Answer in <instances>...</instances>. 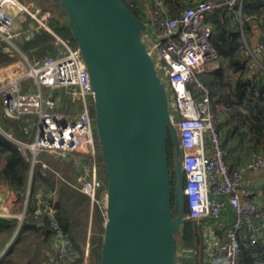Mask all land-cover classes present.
<instances>
[{"label": "built area", "instance_id": "obj_1", "mask_svg": "<svg viewBox=\"0 0 264 264\" xmlns=\"http://www.w3.org/2000/svg\"><path fill=\"white\" fill-rule=\"evenodd\" d=\"M243 2L196 0L176 17H161L166 9L158 2L159 9L151 12L153 20L145 21L148 30L144 38L166 86L171 119L183 151L185 219L195 222L203 231L202 264H241L245 245H264V205L257 201L260 191L244 175L245 170H264V153L255 152L241 167L228 162L221 130L212 111L211 94L200 77L219 64V54L211 43L212 32L206 24L207 16ZM28 15L38 27L53 32L49 26L51 12L35 10L30 3L21 0H0V40L14 44L20 36L15 26ZM56 37L61 44L56 55L35 63L28 62L24 55L29 72L0 87L4 116L38 117L35 138L31 142L8 136L34 163L43 152L65 158L80 156L85 167L79 177L81 190L90 197L92 206L99 204L106 210L107 193L102 192L104 177L90 74L78 46L69 39ZM263 52V43L251 51L255 58L257 53ZM28 79L37 92H23L21 84ZM43 88H66L80 104L64 109L58 98L46 95ZM53 200L56 199L53 197ZM227 207L234 219L226 230V239H222L214 227L202 226V221L221 216ZM54 213L52 205L49 207L50 224L57 243L48 264H56L59 258L73 252L72 242ZM88 246L84 251L86 260L90 257ZM3 253L0 251V257ZM184 253L185 256L178 253L179 258L194 255ZM178 264L182 263L178 260Z\"/></svg>", "mask_w": 264, "mask_h": 264}, {"label": "water", "instance_id": "obj_2", "mask_svg": "<svg viewBox=\"0 0 264 264\" xmlns=\"http://www.w3.org/2000/svg\"><path fill=\"white\" fill-rule=\"evenodd\" d=\"M60 3L94 90L107 187L99 264H178L177 233L186 222L183 151L166 86L144 38L147 23L125 0ZM10 221L0 218L2 224Z\"/></svg>", "mask_w": 264, "mask_h": 264}, {"label": "trees", "instance_id": "obj_3", "mask_svg": "<svg viewBox=\"0 0 264 264\" xmlns=\"http://www.w3.org/2000/svg\"><path fill=\"white\" fill-rule=\"evenodd\" d=\"M44 1L55 8L53 17L49 19V26L56 32L54 33L76 44L68 24L65 8L61 5L60 0ZM125 1L137 16L147 22L153 20L151 12L158 8V2L166 9L164 14H160L161 17H176L182 13L185 7L196 2V0ZM46 7L48 5L43 8ZM27 20L37 26L33 38L29 37L21 44L17 40L14 43L25 53L27 52L30 59H35V53H32V50H37L39 56H43L42 52L46 57L56 55V49L59 46L56 37L45 28L38 27V24L29 15L25 21ZM252 23H257L264 30V0H244L241 5L234 8L227 7L207 16L206 24L210 26L212 32L211 43L219 54V64L216 68L200 74V77L210 91L212 111L219 124L222 137L225 135L227 141L233 140L230 149L234 151L232 144L236 143L234 142V138H236V141L248 144L247 150L264 153V58L260 62L251 53L254 48L251 46L247 30L251 28ZM0 50L1 58L16 51L11 44L5 41L0 42ZM40 59L42 58L40 57ZM61 93L66 102L68 93L65 91ZM0 98L3 105L1 95ZM30 120L31 117H6L3 115V111H0V124L21 141L31 142L35 138V125H31ZM224 146L226 147V145ZM25 154L19 150L13 140L0 131V176L18 193L25 191L30 180L31 165ZM169 154L173 186L175 187V152L171 137L169 139ZM41 156L46 157L45 161H50L53 170L65 171L68 175L67 180L61 181L50 169L41 170V165H37L36 173L32 179L28 214L12 242L9 245L5 244L6 249L0 258V264H18L16 259L20 260L21 264H35L33 262L37 251L35 244L39 243L37 241L39 239L42 241L40 243L45 244L48 250L44 251L45 255L42 252L44 257L41 256L36 264H48V257L52 254L47 256V252L53 244L56 248V239L49 215V207L52 205L55 209L54 216L73 246V252L59 258L56 264H84L86 258L83 247L87 238H90L91 245L89 259L93 264L95 262L99 264L106 210L99 204L92 206L90 197L81 190L82 182L78 180V176L81 171V174L85 172V167L80 168L78 175L76 174L78 188L75 189L70 186L72 182L69 180L73 172V163L66 162L64 164L54 154L50 153L49 155L47 152H43ZM99 159L102 161L101 171L104 175L102 192H106V175L101 151ZM235 159L231 152L227 151V160L232 166H237V159ZM55 187H57L58 198L54 201L51 195ZM39 194L41 200L44 201L41 206H39ZM36 207H40V212L35 211ZM8 227L5 226V228ZM199 228L200 226L195 222L186 220L177 233L178 251L194 254L188 259L186 257L179 258L182 264H198L195 261L199 256V245L201 246L200 254L202 251ZM5 231H10L9 236L11 235L10 227ZM89 232H91L90 236ZM8 238V235L5 236L0 243H5ZM262 248V244L245 245L241 255V264H264Z\"/></svg>", "mask_w": 264, "mask_h": 264}, {"label": "crops", "instance_id": "obj_4", "mask_svg": "<svg viewBox=\"0 0 264 264\" xmlns=\"http://www.w3.org/2000/svg\"><path fill=\"white\" fill-rule=\"evenodd\" d=\"M26 1H27L26 3H30L33 6V8H35V10H39V9L43 10V9L48 8V7L43 8L39 4L38 1L37 2L34 0H26ZM22 2H24V1H22ZM150 8H152V7L150 6ZM46 10L49 11L48 9H46ZM26 17L27 16H23L15 26L16 30L20 32V36L16 39L20 44L24 40H28L29 37L33 38V35H34L36 28H37V26L34 23H31L28 20L25 21ZM53 32H55V31L53 30ZM53 32H51V33L56 37V35H58V34L55 35L56 32L55 33H53ZM247 35H248V38L251 42V46L254 49L260 43L264 42L263 41L264 30L261 27H259L257 23H252L251 28L249 30H247ZM61 38H63V37H61ZM56 39H57V37H56ZM1 41H3V40H0V42ZM57 41H58V39H57ZM9 44H11V43H9ZM58 44H59V46L56 49V54L59 52V50L61 48V44L59 43V41H58ZM11 45L16 51L6 54L4 58L0 57V71L5 72V75L0 77V80L4 77H7L10 72H16V71L21 70V68H23V66H24L23 64H24V60H25L24 55L26 56L27 61L31 62V63H35V60L40 59V57H41L38 55L37 50H32L31 52L35 53V59H30L28 56V53L27 52L25 53V51H23L16 43L11 44ZM42 54L44 55L43 52H42ZM263 54H264V52L262 53V55ZM43 58H45V57H43ZM257 59L260 62L263 60V59L260 60L258 56H257ZM32 60H34V61H32ZM28 62H27V64H28ZM3 69H6V70H3ZM8 69H10V70H8ZM256 69H258V68L256 67ZM1 83H2V81H0V84ZM21 88H22L23 92H29V91L30 92H37L38 91V89L35 88V86L33 85V82L31 80H30V82H28V80L23 81L21 84ZM62 89H65V90H62ZM62 91H65L68 93V100L66 102H65V99H63V97L61 96ZM43 93H45L46 95H52V97L58 98V100L60 102V106L64 109H71L73 107H78L80 104V102H78V100L72 99V95L69 93L68 90H66V88H58V89H52V90L44 89ZM0 111H3V105L1 102V98H0ZM3 115H4V113H3ZM24 117H27V116H24ZM37 120H38L37 116H31V120H30L31 125H36ZM0 131H1V133H3L5 136H7L9 138L8 134H11V133H9V131H7L1 124H0ZM35 132H36V127H35ZM222 138L224 141V145H226V147H225L226 150L231 152L234 159L235 158L237 159L236 162L238 164L236 163V165H237L236 167L244 166V163L255 152V151L247 150L246 147L248 146V144L236 141V138H234V142H236V143L232 144L234 146V151H233V149H230V145L233 142V140L227 141L226 140L227 138L225 137V135H223ZM47 153H49V152H47ZM25 155L28 157L27 160L30 162L31 170H30V177H29L30 180H29L28 186L23 193H18L17 191H15L9 185V183L5 179L1 178V176H0V218L4 217L8 220H11L9 223H4V224L0 223V231L5 232V230H7L9 227L11 229V235L8 238V240L5 243L0 245V250H2V251H4L6 249L5 244L9 245L12 242L13 238L15 237V235L17 234V232L19 231V229L21 228L22 224L24 223V221L26 219V216H27L28 211H29V197H30V193H31L32 179H33L34 174L36 173L37 165L38 164L41 165V170L50 169L55 174L56 178L60 179L61 181H66L67 176H68L65 171H64L65 172L64 173V172H62V171L60 172L56 169L53 170L50 161H48V162L45 161V160H47L46 157L40 156L39 160L34 163L29 154H25ZM49 155H50V153H49ZM54 156H56L57 159L61 160V162H63L64 164H66V162L67 163H73V165H72L73 172H72L69 180L72 182L71 183L72 185H70V186L77 189L78 184L76 183V181H77L76 174L78 175L80 168L81 169L84 168L82 158L80 156H76V158H65V157L58 156V155H54ZM49 159H51V158L49 157ZM44 164H46L47 166L45 167ZM81 173H82V171L79 173L78 180H79ZM244 175H245V179L251 185H253L254 187H256L260 191V194L257 198V201L259 203H264V170H257V171L245 170ZM39 197H40L39 206H41L44 204V201L41 200L40 194H39ZM51 197H54L55 199L58 198L57 187L54 188ZM35 211L40 212V207H36ZM21 218H23V222H21ZM14 219H16L17 221H14ZM233 219H234L233 213L230 210V208L227 207L225 210L222 211L221 216L215 217V218H206L204 221H202V223H203L202 226L204 225V226L214 227V230L218 233V235L222 239H226V230L231 225L230 223ZM224 221H226V222L224 223ZM225 224H227V225H225ZM5 226H9V227L5 228ZM89 235H90V232H89ZM53 243H54V241H53ZM55 249L56 248L53 244V246H51L49 248V251L47 252V256L52 254L55 251ZM262 249L264 250V245H263ZM46 250H48V248ZM46 250H44V251H46ZM44 251H43V254H44ZM44 255H42V257H44ZM33 262L35 263L34 260H33ZM40 262H41V260H40Z\"/></svg>", "mask_w": 264, "mask_h": 264}, {"label": "rangeland", "instance_id": "obj_5", "mask_svg": "<svg viewBox=\"0 0 264 264\" xmlns=\"http://www.w3.org/2000/svg\"><path fill=\"white\" fill-rule=\"evenodd\" d=\"M22 1H24L25 3L27 2L26 0H22ZM34 1H38L39 2V4L42 6V7H44L45 5H48V10H49V12H51V14H52V17H53V14L55 13L54 11H55V8L53 7V6H50L49 5V3L48 2H46V1H44V0H34ZM51 17V18H52ZM43 57H46V55H43V56H41V58H43ZM24 66H23V68H21V70H19V71H16V72H10L9 73V75L7 76V77H4V78H2L0 81H2V83L0 84V87H1V85H4V84H7L8 82H10L11 80H17L20 76H22V75H24V74H27L28 72H29V69H28V64H27V61H25L24 60V64H23ZM3 70H6V69H3ZM8 70H10V69H8ZM47 89H49V90H52L51 88H47ZM174 162H175V156H174ZM91 233V232H90ZM9 234H10V231H5V232H1L0 231V241L5 237V236H7L8 235V237H10L9 236ZM199 234H201V238H202V235H203V231H202V228H201V226H200V228H199ZM90 236V235H89ZM89 239L90 238H87V240H86V242H85V245H84V247H83V249H84V251L87 249V245H89L88 246V249H89V256H90V249H91V245H90V241H89ZM39 243L38 244H35V246H36V254H35V264H36V262L41 258V256H42V252L44 251V250H46V246H45V244L43 245L42 243H40L41 241H40V239L39 240H37ZM2 243H0V245H1ZM199 248H200V250H201V246L199 245ZM200 250L198 251V254H199V256H198V258L196 259V261L195 262H197L198 264H201V261H202V256H201V254H200ZM0 251H2V250H0ZM178 253H179V256L182 254V255H184L185 256V253H184V251H178ZM187 254H189L190 255V253H187ZM179 256H178V260H179ZM187 259H188V257H186ZM16 262L18 263V264H21V261L20 260H18V259H16ZM84 264H93L92 262H91V260L88 258V260H86V262L84 263ZM95 264H97L96 262H95Z\"/></svg>", "mask_w": 264, "mask_h": 264}, {"label": "bare ground", "instance_id": "obj_6", "mask_svg": "<svg viewBox=\"0 0 264 264\" xmlns=\"http://www.w3.org/2000/svg\"><path fill=\"white\" fill-rule=\"evenodd\" d=\"M54 33V32H53ZM56 35V34H55Z\"/></svg>", "mask_w": 264, "mask_h": 264}]
</instances>
